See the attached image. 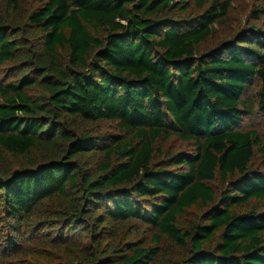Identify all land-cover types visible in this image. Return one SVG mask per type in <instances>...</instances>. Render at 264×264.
<instances>
[{"label": "trees", "instance_id": "trees-1", "mask_svg": "<svg viewBox=\"0 0 264 264\" xmlns=\"http://www.w3.org/2000/svg\"><path fill=\"white\" fill-rule=\"evenodd\" d=\"M236 1L7 0L0 264H264V0L219 41Z\"/></svg>", "mask_w": 264, "mask_h": 264}, {"label": "rangeland", "instance_id": "rangeland-1", "mask_svg": "<svg viewBox=\"0 0 264 264\" xmlns=\"http://www.w3.org/2000/svg\"><path fill=\"white\" fill-rule=\"evenodd\" d=\"M28 2H31L32 0H27ZM7 0H0V12H4L6 9ZM255 8V4L252 0H237L234 3V10L232 12V27H227L225 31L222 29L220 32V38L219 41L225 38H233L238 33H242L249 24H252V11ZM215 44V42L213 43ZM260 83H256L251 89L252 96L250 98V101L254 108V114L253 115H247L245 116L241 129L245 131L255 130L259 133L261 138L264 141V114L260 113L257 108V98L255 97ZM177 150H184L183 146L180 144H177ZM260 163L259 161L257 164ZM5 229L4 234L7 233L5 224L0 225V230ZM15 264H24V262H14Z\"/></svg>", "mask_w": 264, "mask_h": 264}]
</instances>
